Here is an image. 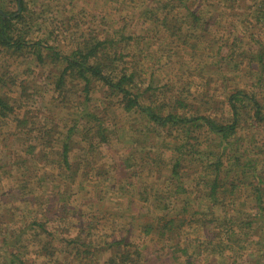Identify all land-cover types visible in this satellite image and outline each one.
<instances>
[{
  "label": "rangeland",
  "instance_id": "1",
  "mask_svg": "<svg viewBox=\"0 0 264 264\" xmlns=\"http://www.w3.org/2000/svg\"><path fill=\"white\" fill-rule=\"evenodd\" d=\"M25 1V6L28 9L26 16H33L34 13L37 17L33 16L37 26L32 27V33L26 37V42L40 43L39 50L44 58V64L36 63L32 52L35 49L29 46L16 52H5V49L0 46V79H2L0 96L12 108V111H9L5 117L0 115V216L3 214L2 219L5 221L3 225H0V230H2L0 236L8 237L9 241H17L20 238L21 242L16 245L17 248L14 253H18L20 259L28 261V264L88 263V261L79 260L80 255L76 249L66 246V241L78 236L79 230H83L82 238L85 244L91 243V246H100L99 243L103 242V234L105 233L111 238L129 234L130 241L134 243L133 246H137L146 252L152 249L150 254L153 258L157 257L160 254L158 250L163 245L159 241L158 234H153V240L142 234L141 231L145 223H153L157 220L155 215L158 217L165 211H153L138 200L131 204L127 193L123 195L117 193L121 189L117 187L116 181L119 179L113 172V170L118 171L117 166L119 164L122 165V159L126 157V152L130 146L128 142L135 141L133 143L138 146L145 145L144 141L147 140L145 130L147 126L149 127L146 117L139 110H124L121 105H117L119 101L116 97H111L113 99L109 100L105 96L108 94L98 83L95 84L94 90L89 94L90 101L87 102V106L86 103H83L85 98L82 93V81L71 79L66 75V83L64 88H61L63 91H60L55 81L63 66L58 60H52L51 52L48 50V48H54L56 53L66 56L87 39L90 33L98 35L110 27L120 29L125 25L124 37L130 36L132 32H139L137 30L143 27L139 17L141 7L137 6L139 1ZM161 1L163 2V0ZM164 1L166 2V0ZM261 2L264 0L200 1L201 7L199 9L203 12H214L218 15L215 17L217 20L221 18L217 39L221 37H223L221 40L228 39L225 40L227 46L221 44L220 40L218 51H211V71L203 70L199 73L189 69L190 60H193V65L196 62V59L190 54V45L185 48L181 35H170L169 32L163 31V27H159L157 33L153 34L154 36L147 42H142L137 46L134 43H128L121 49L126 55L124 60L133 61V70L139 68L140 73L145 74L140 87V92L143 93L142 97L144 94H150V90H152L160 101L166 96L173 98L178 92H184V96L193 99L194 95L205 90L206 95L200 102L196 101L198 99L195 98V102L193 100L187 101L190 104L188 106L193 107L191 111L193 116L203 115L211 118L217 124L225 125L233 122L232 110L228 103L229 96L240 90L245 96L250 97V100L245 99L242 107L239 106L237 109L239 117L236 118L238 120L236 122L238 126L227 139V141L236 142L237 145L234 143L231 146L227 144L222 160L226 166L229 162L227 154H232L233 149L231 147L237 146L241 154L257 159V172L263 175L264 179V58H259V56H264V26L262 22L256 23L254 20L256 6ZM198 3L199 0H197ZM6 8L9 12L16 11V7L10 2H7ZM18 13L19 11L12 16L15 17ZM179 13L183 15L184 12L181 9ZM247 20L252 21V23L248 24ZM167 24L171 26L170 21ZM182 26L185 30L186 25L183 24ZM223 27L227 29L225 30ZM211 29H213L212 26ZM227 32H231L230 37L237 34L236 36L242 38V43H236L232 47ZM240 32H244V34L241 36ZM178 33L183 32L180 30ZM123 44L125 43L123 42ZM243 52L248 54L247 57L242 58ZM149 85L150 89L147 90ZM100 93L105 94L101 95ZM253 100L255 104L261 106L259 117L254 114ZM104 102L106 105L103 104ZM140 102L143 105V102H146L145 97ZM109 105L110 107H108ZM84 106L94 114L107 118L108 126L116 132L111 144L96 146L97 151L95 153L98 154L99 165L96 163L95 170L92 169V172L85 175L81 170L78 176L70 181L65 178L68 175L65 170H56V178L63 182V185L61 186L56 181L52 183L50 180L44 182L41 176L48 172L55 173L49 159V157L52 158L53 154L48 151V156L44 155L43 149L39 145L45 144L48 139L55 143L57 133L64 137V134L75 123L79 115L85 113L82 109ZM23 118L26 119V123L18 124L17 121ZM171 127L170 123L165 128L159 127V132L162 135L154 136L153 144L167 146L172 141L171 137L175 139L174 145L180 143L183 138L180 136L181 133L176 135V131H171L172 136H168V130ZM46 130H52L51 138L50 135L45 134ZM116 130L124 133L123 136H120ZM32 131L34 133L31 135ZM191 132V138H196L198 135L206 133L207 127L203 125L199 131L193 130ZM28 134L30 135L27 140ZM208 134L211 136L210 133ZM73 138L76 139L78 146L76 149H88V143L83 141L79 131L74 134ZM97 141L95 138V143ZM189 141L190 143L194 142L192 139ZM31 145L35 146V155L28 153L26 157H23L22 155L25 154V151L30 150ZM57 147L59 148V145L55 148ZM202 148H205V139H202ZM144 150L157 151L162 158L166 159L176 153L174 150L163 151V148L156 150L153 146H147L145 149L138 147L137 153ZM212 151L214 154H219L221 148L216 146L213 147ZM244 155L241 157L242 161L245 160ZM135 156L139 155L135 154ZM196 157L198 158V155ZM17 159H19V166L12 164V160ZM24 159L32 165H20L21 160ZM115 161L117 166L115 165L113 168L112 165ZM211 162H213L212 158ZM186 165H188L187 161L184 162V166ZM100 167L107 173H104ZM141 168L145 170L142 177H145L144 180L147 184H154L155 189L164 192L169 190L164 181L166 170L161 177H158L154 170H151L149 161H142L139 172H141ZM188 170L190 171V169ZM194 170L196 171L195 168ZM199 170L200 168L197 167L196 175H185L189 189L195 184V180H197L195 178L199 177ZM119 175L124 176L120 173ZM135 178L134 175L132 184ZM209 178L211 179V176ZM248 179L253 180L250 172ZM128 184H131L130 180ZM132 187L133 185L129 188ZM261 188V198L259 199L254 197L251 187H243L232 195L226 192L225 196L228 198L226 203L234 204L238 210L243 209L242 214H246L250 207L257 206V202L261 206L264 205V181ZM59 189L66 193L65 196L60 197V201ZM55 195L57 198L54 200L58 199V208L65 204L67 209L64 212L60 209L57 212L52 210V214L56 213L53 217L54 221L48 222L49 226L48 224L47 226L48 229L53 228V236L56 238V252L54 257L48 260L50 258L38 253V245L43 238L37 235L35 231L39 228L32 225V222L42 219L40 210H47L49 207L47 204L56 197ZM167 195L165 204L173 213L178 209L175 207L178 201L171 193ZM41 199L42 201H40ZM40 202L43 204L41 207L38 206ZM55 206L57 207V205ZM231 206L227 208L229 211L232 209ZM4 210L6 215L10 217L9 219L5 216ZM230 215L233 213L228 214V216ZM48 216L47 213L44 214V217ZM89 220L95 227L91 233L86 231L85 225H82L83 222ZM124 228L130 229V231L126 233ZM263 230L260 234L264 236ZM178 239L186 245L190 244L189 252L194 254V250L197 249L202 237L200 233L192 231L189 226H186ZM251 240L246 247H243L242 252L225 254L217 252L215 257L211 258L222 261L220 264H264V247L262 248L261 244L258 243L257 236L252 237ZM154 246H156L155 249ZM144 247L148 249H143ZM105 254L106 252L103 253L102 251L94 254L93 261L101 264ZM3 257H9V253H5ZM207 257L208 255L205 256V258ZM211 258L205 264H214ZM170 260L166 264H185L178 259L171 258ZM192 260H194V256ZM201 263L204 264L203 261ZM0 264H4L2 259H0Z\"/></svg>",
  "mask_w": 264,
  "mask_h": 264
},
{
  "label": "trees",
  "instance_id": "2",
  "mask_svg": "<svg viewBox=\"0 0 264 264\" xmlns=\"http://www.w3.org/2000/svg\"><path fill=\"white\" fill-rule=\"evenodd\" d=\"M138 1L139 4L137 6L141 7L139 17L143 26L140 30H137L139 31L137 32L138 34L132 32L130 36L124 37L126 26L123 25L120 29L107 28L98 35L90 33L87 39L82 41L75 50H72L66 56L56 53L54 48H47L51 52L52 60H58L63 66L61 71H59V77L55 81L60 91H63L61 88H64L66 83V75L71 79L82 81V93L85 98V102L83 103H86L87 106V102L90 101L89 94L94 90L95 84L98 83V85L100 84L104 88L105 93L108 94L105 96L109 100L113 99L111 97H116L120 102H116L117 105H121L124 110H139L146 117L149 127L147 126L145 130L147 139L144 141L145 145L138 146L134 144L135 141H133L134 143L132 141L128 142L130 146L126 152V157L122 159V165L119 164L117 166V162L115 161L112 166L113 168L115 165L118 167V171L113 170L117 175V179H119L116 181L118 189H121L120 191L116 190L118 194L123 195L127 193L131 204L135 200H138L153 211H165L158 217L155 215L157 220L153 222L154 224L152 222L145 223L141 231L142 234L149 236L153 240V234H158L159 241L163 245L159 246L160 250L158 251H160V254L153 258L150 254L152 249L146 252L137 246H133L134 243L130 241L129 234H122L118 238H111V236H107L105 233L103 234V242L99 243L100 246H91V243L85 244L82 238L83 230H79L78 236L66 241V246L76 249L80 255L79 260L88 261L86 264H97L93 261L94 254L101 251L103 253L106 252L101 264H166L171 258L178 259L185 264H200L202 261L205 264L209 261V258L215 257L217 252L220 254L242 252L244 250L243 247H246L254 236L258 237V243L263 248L264 236L260 232L264 229V205L261 206L257 202V206L250 207L247 210L248 213L242 214L241 211L243 209L238 210V208L234 207V204H230V202L226 203L228 198L225 196L226 192L232 195V193L241 190L243 187H251L254 197L256 199L261 198V184L264 179L263 175L257 172L256 158L252 159V157L241 154L239 148L235 146L231 147L233 153L227 154L229 162L226 166L222 160L227 144L230 146L233 143L237 145L236 142L227 141V139L235 132L238 126L236 122L238 121L236 118L239 117L237 109H239V106L243 104L245 99L250 100V97L245 96L243 91L240 90L229 96L228 103L233 114V122L231 123L225 125L217 124L206 116H193L191 114L193 107H189L188 105L190 104L187 101L193 100L195 102V98L198 99L196 101L200 102L206 95L205 90H202L198 95H194L193 99H188L184 96V92H178L173 98L166 96L160 101L159 97H156V93L152 90H150V94H144L142 97L143 93L140 92V87L145 74L140 73L139 68L138 70L137 68L133 70V61H125L126 55L123 54L124 51L121 49L122 46H126L128 43H134L137 46L142 42H147L154 36L153 34L163 27V31L169 32L170 35H181L185 48L190 45V54L196 59V62L193 65V60H190L189 69L198 71L199 73L203 70L211 71V51H218L220 47L218 42L223 39V37L217 39V34H219L217 31L221 26V18L217 20L215 17L218 15L214 12H203L199 9L201 7L200 1L203 0H199L198 4L197 0ZM206 1L208 2V0ZM7 2L12 3L16 7V11L9 12L6 8ZM25 3V0H0V46L5 49V52L22 51L24 47L29 46L35 49L32 52L34 53L36 63L44 64V58L39 50L40 43L26 42V37L32 33V27H36L37 25L33 12V16H26L28 9ZM196 4L197 6L193 8ZM17 6H19V13L14 17L12 15L18 12ZM181 9L184 12L183 15L179 13ZM254 15L256 23L262 22L264 26V2L256 6V14ZM168 21L171 22V26H168ZM247 22L248 24L252 23V21L249 22L248 20ZM16 24L20 27L16 26ZM183 24L186 25L185 30L182 28ZM211 26L213 29H211ZM224 29L226 30L227 28L225 27ZM180 30L183 33H178ZM240 33L241 36L244 34V32ZM226 34L229 36L232 47L236 43H242V38L236 36L237 34L234 36L235 38L233 36V38L230 37L229 34L231 32H227ZM225 40L227 41L228 39L225 38ZM225 40H221V44L226 45ZM242 55V58H245L248 54L243 52ZM259 58L262 59L264 56H259ZM0 82H2V79H0ZM146 89L149 90L150 85ZM100 94L104 95L103 93ZM144 97L146 102H143L144 104L142 105L140 101ZM106 102L103 104L106 105ZM252 102L254 114L259 117L261 106L255 104L254 100ZM82 109L85 113L79 115L75 123L64 134V137L57 133L55 143L51 139H48L45 144L39 145L42 147L44 155L48 156V151L53 154L52 158L49 157V159L55 173L48 172L44 176H41L44 182L50 180L53 183L56 181V183H60L62 186L63 182H60L56 178V170H65L68 173L65 178L70 181H73L81 170L85 175L92 172L95 170L96 163L99 165L98 154L96 155L95 153L97 151L96 146L99 147L102 144L108 146L111 144L113 135L116 132L108 126L109 123L106 122L107 118L96 113L94 114L85 106ZM9 111H12V108L0 96V115L5 117ZM25 120L23 118L18 120L17 123L24 124L26 123ZM169 123L172 127L168 130V136H172L171 131H176V135L181 133L180 136H183L181 144L176 143L174 145L175 139L171 137L172 141L167 146L154 145V136L162 135L159 132V127L165 128ZM203 125L207 127V132L198 135L196 138H191V131H199V129L203 128ZM77 131L81 134L83 141L88 143V149H76L78 146L76 145V139L73 137ZM116 131L120 136H123L124 133ZM33 133L34 131L30 134L32 135ZM30 134L27 135V140ZM45 134L50 135L51 138L53 133L52 130H46ZM95 138L98 140L96 142L97 145ZM117 139L119 138L117 137ZM189 139H192L194 142L190 143ZM202 139H205V148H202ZM132 144L134 146H131ZM58 145L59 148H55ZM212 145L214 148L216 146L221 148L219 154H214ZM147 146H153L156 150L159 148H163V151L174 150L176 153L172 154L168 159L162 158L157 151L144 150L137 153L138 147L145 149ZM28 153L35 155V146L31 145L30 150L25 151V154L22 156L26 157ZM78 153H81V155H78ZM135 154L139 156H135ZM196 155H198V158ZM242 155L245 156L244 161H242ZM211 158L213 162H211ZM18 160H12V164L19 166ZM142 161H149L152 167L151 170H154L155 175L158 177H161L166 170L164 181L169 189L167 192L165 191L166 193L155 189L154 184H147L145 182V177H142L145 170L141 168V172H139ZM185 161L188 162L186 166H184ZM21 162L20 165H32L25 159L21 160ZM197 167L200 168L199 177L195 178L197 179L195 180V184L189 189L185 175H196ZM100 169L102 170L101 167ZM249 172L253 178L252 181L248 179ZM119 173L124 176H120ZM134 175L136 178L132 184V177ZM209 176H211V179ZM59 179L61 178L59 177ZM129 180L131 184H128ZM130 185H133V187L129 188L131 187ZM170 190L173 191L169 192ZM168 193H171L178 201L177 206H175L178 209L173 213L165 204ZM65 195L66 193L59 189V201L60 197ZM56 198L57 196L49 201L47 210H40L42 219L32 222V225L39 228L35 231L37 235L43 238L39 242L38 253L46 258H50L48 260H51L56 252V238L53 236V228L50 227L48 229V222H53V217L56 214H52V210H56L57 212L60 209L64 212L67 209L65 204L58 208V199L54 200ZM42 205L41 202L38 203V206L41 207ZM229 206L232 208L231 211L227 209ZM46 213L49 215L48 217H44ZM229 213H233V215L228 216ZM4 214L7 219L10 218L6 215L5 210ZM2 216L3 214L0 216V220ZM3 223L5 221L2 219L0 225H3ZM82 225H85L86 231L88 230L90 233L91 230L95 229L91 220L83 222ZM186 226H189L192 231L200 233L202 237L200 244L197 245V249L194 250V254L193 252H189V249H191L190 244L186 245L178 239L181 236L183 228ZM1 231L0 235L2 234ZM124 231L127 233L130 229L124 228ZM7 238L0 236V259H2L4 264H28V261L20 259L18 253H14L17 248L16 245L21 242L20 238L17 241H9ZM135 244L139 245L138 243ZM143 249L148 248L144 247ZM5 253H9V257H3ZM154 253L156 254V252ZM206 255H208L207 258H205ZM193 256L194 260H192ZM211 261L214 264L222 262L214 258H211Z\"/></svg>",
  "mask_w": 264,
  "mask_h": 264
},
{
  "label": "water",
  "instance_id": "3",
  "mask_svg": "<svg viewBox=\"0 0 264 264\" xmlns=\"http://www.w3.org/2000/svg\"><path fill=\"white\" fill-rule=\"evenodd\" d=\"M18 11H19V6H18Z\"/></svg>",
  "mask_w": 264,
  "mask_h": 264
}]
</instances>
